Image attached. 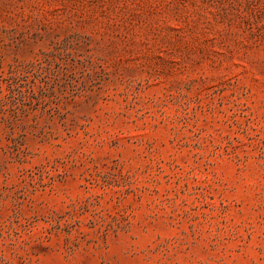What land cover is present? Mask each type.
I'll use <instances>...</instances> for the list:
<instances>
[{"label": "rangeland", "instance_id": "obj_1", "mask_svg": "<svg viewBox=\"0 0 264 264\" xmlns=\"http://www.w3.org/2000/svg\"><path fill=\"white\" fill-rule=\"evenodd\" d=\"M0 264H264V0H0Z\"/></svg>", "mask_w": 264, "mask_h": 264}]
</instances>
